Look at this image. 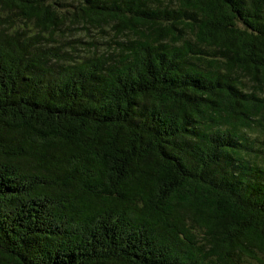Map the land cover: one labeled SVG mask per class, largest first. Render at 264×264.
I'll return each instance as SVG.
<instances>
[{
	"label": "trees",
	"instance_id": "trees-1",
	"mask_svg": "<svg viewBox=\"0 0 264 264\" xmlns=\"http://www.w3.org/2000/svg\"><path fill=\"white\" fill-rule=\"evenodd\" d=\"M0 264H264V0H0Z\"/></svg>",
	"mask_w": 264,
	"mask_h": 264
}]
</instances>
